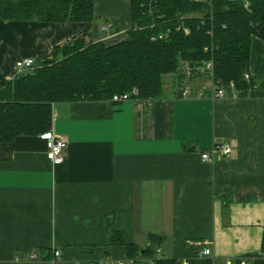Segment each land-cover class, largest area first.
I'll return each instance as SVG.
<instances>
[{
  "label": "crops",
  "instance_id": "obj_1",
  "mask_svg": "<svg viewBox=\"0 0 264 264\" xmlns=\"http://www.w3.org/2000/svg\"><path fill=\"white\" fill-rule=\"evenodd\" d=\"M93 2L92 21L0 20V89L20 59L51 60L54 46L77 38L123 39L131 0ZM248 74L264 80L256 36ZM211 82V70L182 61L160 99L54 103L50 130L66 141L60 163L46 157L41 135L0 144V264H146L148 246L152 258L264 264V87L225 85L212 98ZM217 142L230 154L202 160ZM130 244L143 255L136 261Z\"/></svg>",
  "mask_w": 264,
  "mask_h": 264
},
{
  "label": "trees",
  "instance_id": "obj_2",
  "mask_svg": "<svg viewBox=\"0 0 264 264\" xmlns=\"http://www.w3.org/2000/svg\"><path fill=\"white\" fill-rule=\"evenodd\" d=\"M94 19L93 0H0L3 21ZM130 20L121 40L111 44L69 40L52 48L51 60L35 61L8 80L0 89V144L49 131L52 105L57 102L110 100L133 89L134 99H160L164 76L176 74L182 61L190 66L211 61L212 79L219 84L264 87V80L257 83L244 76L251 37L264 44V0H131ZM164 31V38L155 37ZM110 242L121 243L120 235L112 232ZM127 250L134 261L143 255L153 257L149 246L143 255L132 244ZM259 255H264V230ZM154 264L182 261L154 258Z\"/></svg>",
  "mask_w": 264,
  "mask_h": 264
},
{
  "label": "built area",
  "instance_id": "obj_3",
  "mask_svg": "<svg viewBox=\"0 0 264 264\" xmlns=\"http://www.w3.org/2000/svg\"><path fill=\"white\" fill-rule=\"evenodd\" d=\"M184 32H187V29L183 28ZM167 31L160 32L155 36L156 38L162 39L165 37ZM155 37H152L154 39ZM35 64V60L33 58L27 57L20 59L17 62V69L18 72H22L25 70H28ZM203 67L207 68L208 70L212 69V63L211 61H205L201 64ZM245 78L249 77V74L246 73ZM234 86L233 82L230 81L226 84H219L213 81L211 82V88H212V94L210 95L212 98H219L224 96V86ZM136 94V90H132L129 93H122V94H114L110 98V102L112 103H118L126 100H132L134 99L133 95ZM183 95H186V92H183ZM41 137L45 139L46 142V157L54 163H60L63 160V150L66 145V141L55 134L52 133L51 130L41 134ZM231 152V146L227 142H217L214 143L209 149L201 153V159L209 162H213L216 159L228 156ZM159 248H155L154 252L156 255H159ZM199 255H208L210 250L207 247H201V249L198 250ZM54 255L58 256L59 251L55 250ZM31 259H36L37 256L35 253H32L29 255ZM238 264H250L248 260L244 257L237 258ZM227 264L231 263V260L226 261ZM104 264V263H101ZM118 264H123L122 262H119ZM146 264H154V258L149 259ZM182 264H192L190 261H183Z\"/></svg>",
  "mask_w": 264,
  "mask_h": 264
},
{
  "label": "water",
  "instance_id": "obj_4",
  "mask_svg": "<svg viewBox=\"0 0 264 264\" xmlns=\"http://www.w3.org/2000/svg\"><path fill=\"white\" fill-rule=\"evenodd\" d=\"M141 251H143V250H141ZM141 251H140V253H141Z\"/></svg>",
  "mask_w": 264,
  "mask_h": 264
}]
</instances>
